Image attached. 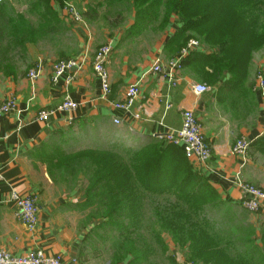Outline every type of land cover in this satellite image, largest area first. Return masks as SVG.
Here are the masks:
<instances>
[{
    "label": "crops",
    "instance_id": "0c3cea01",
    "mask_svg": "<svg viewBox=\"0 0 264 264\" xmlns=\"http://www.w3.org/2000/svg\"><path fill=\"white\" fill-rule=\"evenodd\" d=\"M69 1L83 10L84 17L91 0ZM14 8L18 13L26 12L24 6ZM108 8L109 5L102 9L106 13ZM50 9L51 21L41 33L38 17L25 15L28 27L38 32L28 36L23 49L12 48L8 56L10 65H4L5 71L0 68V104L12 99L16 103L14 112L0 116V137H7L0 141V250L17 257L40 250L48 257L61 256L63 264H86L82 261L81 237L69 225L72 210L85 212V206H81L85 199L82 190L92 182V171L87 172L84 156L116 155L118 152L112 148L119 145L137 150L149 143H162L154 136L178 131L183 111L193 113L210 150V159L204 166L186 157L193 173L213 188L221 200L234 207L236 222L256 228L258 239L259 228L264 225V211L253 215L241 211L240 189L233 181L238 176L244 184L264 191V154L256 144L264 136V99L257 90L255 77L264 70V58L258 62L253 58L246 84L252 99H242L233 107L224 106L217 101L216 93L229 76L220 75L215 85H208L191 69L192 63L181 66L188 52L184 53L183 49L172 55L165 47L177 26L157 32L153 43L137 56L133 54L132 44L124 45L131 42L130 38L140 39L146 30L139 35H126L133 23L132 14H126L129 18L126 25L112 33L105 24L110 22L109 17L104 12L100 14L102 9L79 22L69 20L70 16L59 4L51 3ZM110 11L116 13L114 9ZM121 36L125 42L120 40ZM107 44L112 47L106 64L110 94L102 98L100 83L90 63L97 50ZM197 52L212 53L203 47L197 48ZM84 56L88 63L72 81L66 83L67 79L61 78L57 85H52L55 62ZM172 59L177 63L173 71L176 86L170 88L165 77L150 73V68L159 60L165 75ZM35 67L40 69L39 76L31 83L27 73ZM199 83L210 91L195 95L193 87ZM131 84H137L139 97L131 113L121 114L122 124L116 126L112 118L119 113L113 110V105L123 101ZM220 91L224 93L223 88ZM65 98L78 105L76 111L57 112L47 121L38 120L40 111L57 107ZM167 102L171 103L169 109ZM135 114L138 119L133 117ZM89 126L98 130L95 141L76 136V131L84 134ZM238 140L249 144L242 156L231 153ZM12 194L36 198L39 213L33 231H28L14 216ZM52 194L57 196L55 201L49 198Z\"/></svg>",
    "mask_w": 264,
    "mask_h": 264
},
{
    "label": "trees",
    "instance_id": "16d2710c",
    "mask_svg": "<svg viewBox=\"0 0 264 264\" xmlns=\"http://www.w3.org/2000/svg\"><path fill=\"white\" fill-rule=\"evenodd\" d=\"M120 1L123 0H91L83 15L87 19L109 5L107 12L113 9L111 3ZM124 1L129 7L124 13H116L115 20L119 25L126 14L133 15L127 34L135 29L139 34L150 29L161 32L172 27L174 19L178 20L179 25L165 47L173 55L190 41L198 43V47L187 51L181 66L192 63L191 69L197 76L212 86L220 75H228L222 82L224 93L221 94L222 88L216 93L217 101L224 106L233 107L242 99H252L246 84L254 55L264 53V0ZM68 2L24 0L27 4L20 5L14 0H0V68L5 71L4 65H10L8 56L12 48L23 49L31 34L38 32L28 27L26 14L38 17L41 33L51 21V3L63 7ZM15 6L26 7V12H16ZM200 47L212 53H198ZM261 74L264 78V70ZM256 144L264 154V136ZM112 149L118 154L84 156L87 172L92 171V182L82 190L85 199L81 206L94 211L101 208L105 214L98 219L105 222L99 227L112 226L114 231L127 236L126 246L131 250L125 255L134 252L135 261L145 257L144 253L133 251L132 246L143 242L142 210L149 203L155 212L151 240L162 252L167 249L162 234H167L173 246L188 251L192 263L264 264V225L259 228L257 239L253 225L236 222L234 207L193 173L182 148L149 143L137 150L123 145ZM122 246L125 245H121L119 255L123 254ZM148 250V254H153L152 249Z\"/></svg>",
    "mask_w": 264,
    "mask_h": 264
},
{
    "label": "built area",
    "instance_id": "2783aa9c",
    "mask_svg": "<svg viewBox=\"0 0 264 264\" xmlns=\"http://www.w3.org/2000/svg\"><path fill=\"white\" fill-rule=\"evenodd\" d=\"M63 10L75 21H81V18L76 13L75 9L70 4L64 3ZM198 47V43L190 41L184 53L189 49ZM112 50L110 44L103 45L93 55L90 66L93 75L100 83L101 97L106 98L110 94L109 76L106 68L107 59ZM88 63L87 58H73L63 59L57 61L52 66V85H57L61 78H66L69 83L75 77L76 73L82 69V67ZM169 70L164 75L162 71L161 63L156 60L150 68V73L162 74L168 82L170 88L176 86V80L174 79L173 71L177 69V63L175 60L168 62ZM40 69L38 67L32 68L27 73V78L31 83L39 76ZM257 90L260 96L264 99V78L261 72H257L256 75ZM210 89L204 84H197L193 87V93L195 95H202L208 93ZM139 97V88L137 84L129 85L124 93L122 102L114 103L113 110L119 113V116H113L112 122L114 125H121L123 115H129L131 110ZM171 107V103H166V109ZM78 108V105L72 100L65 98L63 102L57 107L50 110H42L38 113V120L47 121L48 117L54 113H66L74 112ZM16 110V103L14 99L8 100L0 104V116L12 113ZM135 119H138V115H133ZM7 137H0L1 140H5ZM154 139L167 145H173L182 148L185 156L188 159L198 162L204 166L210 159V150L205 139L201 133L200 125L198 124L195 116L190 111L182 112L181 126L178 131L173 134L167 135H155ZM249 144L243 140H238L231 153L233 155L242 156L246 153ZM240 189V207L253 214H257L264 211V191L249 185L244 184L238 176L233 181ZM11 202L15 206L14 216L16 219L28 230L33 231L38 221V205L36 198L32 195L19 196L12 194L10 197ZM0 264H63L62 258L59 255L46 256L40 250L31 251L23 256H13L2 250H0Z\"/></svg>",
    "mask_w": 264,
    "mask_h": 264
},
{
    "label": "rangeland",
    "instance_id": "374dc122",
    "mask_svg": "<svg viewBox=\"0 0 264 264\" xmlns=\"http://www.w3.org/2000/svg\"><path fill=\"white\" fill-rule=\"evenodd\" d=\"M14 2L20 5L27 4L24 3V0H14ZM68 3L72 8L75 9L81 20L84 19V17L82 16L83 10H79L78 7H76L70 1ZM111 7L116 11V13H124L125 8L129 7V3L124 0L120 2H113L111 3ZM103 12L109 17L110 22H106L105 24L110 28L112 33H115V31H120V29H122L126 25V21H128L129 19L127 17L129 14L125 15V22L123 21L124 23L122 22V25L120 24L121 26H118L114 20L116 17V13H112L110 10L105 13V11H103L102 9L100 14L102 15ZM69 20L75 21L71 17L69 18ZM175 20L176 19H174V22H172L173 27L179 25V21L176 20L175 22ZM128 31L129 29L125 31L127 36L134 34L139 35L132 30L131 34H127ZM151 31L152 30L150 29L148 32L141 35V37H139L140 39H136V41L133 40L134 38H130L129 41L131 42H127L124 47L132 44L133 54L139 56L140 54L144 53L148 49L150 44H152L155 40L156 32ZM125 33L123 35L124 38L126 37ZM123 36L120 37V40L125 42ZM134 43H136V45H134ZM254 58L256 59V62H258V60L264 58V53H256L254 55ZM76 132L78 134H76V136L84 139L85 141H95V136L97 135L98 130L95 127L89 126L85 128L84 134L79 133L78 131ZM64 157L68 158V156ZM56 197L57 196L55 194H52V197L49 198L50 200L55 201ZM57 202L62 203L59 200H57ZM59 205L63 206L62 204ZM83 209L85 212H83L81 209L79 211L75 210L74 212L72 210L71 217L69 218V225H71L72 227L70 228V230L72 232H78L81 237V244L83 247L82 261H86V264H197V262L192 263L188 260L187 250H180L179 248H177V246H173L172 241L167 234H162L163 243L167 247L165 253L161 251V248H159L157 244L152 242L151 229L153 228V215L155 214V212L152 210V207L149 203H146L142 210L144 224L141 228L140 233L142 235L143 242L132 246L133 251L139 253V255L141 253L145 254V257L141 260L139 259L138 261L134 260V252L129 255H125L124 252L130 253L129 251L131 250V248L129 246H126L127 236L124 233L114 231V228L112 226L106 228L99 227L100 224L105 222L104 220L97 219L98 217H102L105 214L101 208L94 211L92 209H87L85 205ZM68 210L69 207L66 209V211L68 212ZM241 211L249 214V212L243 209ZM250 221L252 223L254 222L252 218H250ZM154 229L156 228L154 227ZM121 245L125 246H122L123 254L119 255L118 251L121 249ZM149 248L153 250V254L151 255L147 252L149 251Z\"/></svg>",
    "mask_w": 264,
    "mask_h": 264
}]
</instances>
